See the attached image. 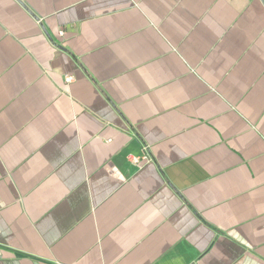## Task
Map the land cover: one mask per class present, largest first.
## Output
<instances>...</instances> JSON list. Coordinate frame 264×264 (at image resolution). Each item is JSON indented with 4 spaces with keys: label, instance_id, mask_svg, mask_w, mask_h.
<instances>
[{
    "label": "crops",
    "instance_id": "1",
    "mask_svg": "<svg viewBox=\"0 0 264 264\" xmlns=\"http://www.w3.org/2000/svg\"><path fill=\"white\" fill-rule=\"evenodd\" d=\"M0 264H264V0H0Z\"/></svg>",
    "mask_w": 264,
    "mask_h": 264
},
{
    "label": "built area",
    "instance_id": "2",
    "mask_svg": "<svg viewBox=\"0 0 264 264\" xmlns=\"http://www.w3.org/2000/svg\"><path fill=\"white\" fill-rule=\"evenodd\" d=\"M64 33H65V30H64V29H61V31H60V35H63ZM65 79H66L68 82H72V81H74V76H72V75H67ZM130 159H131L132 161L136 162V163H137V161H138V157H135V156H130Z\"/></svg>",
    "mask_w": 264,
    "mask_h": 264
}]
</instances>
